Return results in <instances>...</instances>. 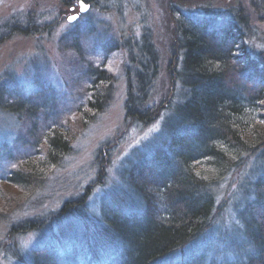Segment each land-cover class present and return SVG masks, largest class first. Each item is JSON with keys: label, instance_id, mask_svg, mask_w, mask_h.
I'll list each match as a JSON object with an SVG mask.
<instances>
[{"label": "trees", "instance_id": "1", "mask_svg": "<svg viewBox=\"0 0 264 264\" xmlns=\"http://www.w3.org/2000/svg\"><path fill=\"white\" fill-rule=\"evenodd\" d=\"M248 3L256 22L264 27V0ZM171 12L170 54L176 60L171 65L173 80L168 92H174L154 112L149 103L158 90L160 56L147 36L139 45H122L128 57L125 117L148 124L161 111L164 116L147 147L118 173L120 188L109 198V205L114 206L102 205L99 223L89 228L90 234L85 232L88 225L82 217L85 195L59 211L69 220L31 219L11 224L7 239L40 233L53 224L59 230L57 236L45 238L46 247H33L22 257L13 253L11 242L4 245L16 264H171L168 260L174 259L193 264L195 246L188 247L211 228L218 207L215 188L247 165L248 172L233 194L239 237L231 238L225 232L216 236L217 247L223 249L216 255L224 258L215 255L214 259L220 261L217 264H264V154L254 147L253 128L255 122L264 123V116L259 115V104L264 102V52H255L250 41L258 30L251 28V20L240 6L194 15L173 5ZM32 19L11 16L0 26V43L15 35L33 36L38 31ZM6 82L0 86V113L21 119L28 104L31 117L37 119L35 114L42 108L45 115L50 99L45 105L35 102L36 96L9 103L21 88ZM109 97V92L92 95L89 108L101 112ZM45 137L47 152L42 161L48 166L66 155L69 146L56 128ZM201 166L207 173L198 172ZM35 177L18 171L7 181L27 191L38 184ZM232 239L239 241L233 243ZM55 246L71 248L70 254H57ZM233 248L238 256L228 258ZM234 259L239 260L232 262Z\"/></svg>", "mask_w": 264, "mask_h": 264}, {"label": "rangeland", "instance_id": "2", "mask_svg": "<svg viewBox=\"0 0 264 264\" xmlns=\"http://www.w3.org/2000/svg\"><path fill=\"white\" fill-rule=\"evenodd\" d=\"M77 1L83 2L0 0V26L11 16L28 15L38 31L33 36L15 35L0 43V86L8 80L11 86L18 84L21 88V93L12 96L9 103H14L15 98L25 100L36 96L34 101L45 105L50 99V105L44 109L46 116L42 115V108L35 114L37 119L30 116L28 104L26 115L21 119L0 113V215L3 217L0 220V264H16L5 251L9 242L13 253L22 257L33 247H43L45 238L57 236L59 231L53 224L40 233L7 239L11 224L31 219L48 218L50 223L65 217L69 220L68 215L59 211L84 195L86 207L82 217L88 225L85 232L90 234L89 228L99 223L100 208L103 204L104 208L109 205V198L120 188L118 173L124 172L126 163L136 158V153L145 149L158 133L163 111L148 124L133 123L125 117L128 57L123 44L139 45L142 37L147 36L160 56L158 90L149 103L152 112L174 92L171 89L168 92L173 80L171 65L176 60H172L170 51L173 47V5L183 13L194 15L242 7L251 20V28L258 30L250 39L251 45L258 54L264 52V27L256 22L248 0H88L89 7L84 14H79ZM76 15L77 19L69 23V16ZM107 92L110 97L101 112L89 108L92 95ZM259 106V115L264 116V102ZM254 127L257 140L254 147L264 154V123L255 122ZM53 128L60 132L69 151L60 156L56 164L47 166L42 161L47 152L45 136ZM202 167L198 172L207 173ZM247 168L248 165L245 170ZM245 170H239L227 180L224 178L215 188L218 207L211 228L188 247L195 246L193 264H217L220 261L214 256L223 249L217 247L219 238L216 236L224 232L231 238L240 234L235 231L240 225L233 210V194L245 178L248 172ZM18 171L36 174L38 184L27 191L12 185L7 178ZM39 174L42 177L38 178ZM54 248L59 255L70 254L71 248ZM236 255L233 248L228 258ZM168 261L180 264L176 259Z\"/></svg>", "mask_w": 264, "mask_h": 264}, {"label": "snow or ice", "instance_id": "3", "mask_svg": "<svg viewBox=\"0 0 264 264\" xmlns=\"http://www.w3.org/2000/svg\"><path fill=\"white\" fill-rule=\"evenodd\" d=\"M80 10L83 12V11H86L87 10V8H86V6H85V4L83 3V2H81V4H80ZM77 18L75 17V16H69V21L71 22V21H74V20H76Z\"/></svg>", "mask_w": 264, "mask_h": 264}, {"label": "water", "instance_id": "4", "mask_svg": "<svg viewBox=\"0 0 264 264\" xmlns=\"http://www.w3.org/2000/svg\"><path fill=\"white\" fill-rule=\"evenodd\" d=\"M80 4H81V1H77L76 5H78V7H79V14H84L86 11H83V12H82V11L80 10ZM85 6H86V8L88 9L89 5H85ZM75 17L77 18L78 16L76 15ZM74 21H75V20H74ZM74 21H71V22H70L69 19H68V22H69V23H72V22H74Z\"/></svg>", "mask_w": 264, "mask_h": 264}, {"label": "flooded vegetation", "instance_id": "5", "mask_svg": "<svg viewBox=\"0 0 264 264\" xmlns=\"http://www.w3.org/2000/svg\"><path fill=\"white\" fill-rule=\"evenodd\" d=\"M76 6H78V5H76Z\"/></svg>", "mask_w": 264, "mask_h": 264}]
</instances>
